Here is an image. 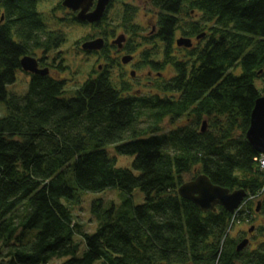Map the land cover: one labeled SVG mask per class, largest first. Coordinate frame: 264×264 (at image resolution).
Masks as SVG:
<instances>
[{
  "label": "trees",
  "instance_id": "16d2710c",
  "mask_svg": "<svg viewBox=\"0 0 264 264\" xmlns=\"http://www.w3.org/2000/svg\"><path fill=\"white\" fill-rule=\"evenodd\" d=\"M42 1H0V100L8 110L0 118V264H264V226L252 249L237 250L227 236L248 217V199L264 211L261 154L245 138L264 96V0H151L167 44L160 66L175 74L157 95L123 97L104 72L70 92L65 79L32 75L23 95H8L20 60L51 49ZM133 13L120 19L132 30ZM175 30L202 39L176 59ZM165 119L184 124L165 133ZM108 147L133 156L131 168L117 166ZM184 174L243 189L247 203L235 215L203 212L178 195ZM109 190L119 203L93 200L87 231L77 208Z\"/></svg>",
  "mask_w": 264,
  "mask_h": 264
},
{
  "label": "flooded vegetation",
  "instance_id": "af4514ba",
  "mask_svg": "<svg viewBox=\"0 0 264 264\" xmlns=\"http://www.w3.org/2000/svg\"><path fill=\"white\" fill-rule=\"evenodd\" d=\"M64 1L56 0V5L52 9V17L54 19H51L50 16L47 18L48 13L45 15L40 11L47 21L49 36L46 37L50 38L51 49L37 48L26 55L37 61L39 69H46L48 71V74L44 76L58 80L65 79L60 74L64 70V53L57 50L68 43L65 34L66 30L82 28L87 29L89 33L83 38L73 41L72 48L77 54L83 56L88 61L93 60L96 64V68L88 76L95 77L104 72L108 80L121 92L123 97L157 95L156 88L163 81L174 77L175 74L171 64H166L162 68L160 66V56L163 54L162 51H165L167 44L165 39L158 34L156 26L158 11L152 5L151 0H144V4L142 5L145 10H148L147 12L151 13V17L153 18L145 26L136 22L138 4L129 0H107L100 18L92 22L80 20L79 14L82 10L85 11V15L95 12L99 5V0L86 1L77 10L66 7ZM127 8L134 11L131 24L134 30L124 27L120 22L121 16H123L124 10ZM48 19H51V21H48ZM119 37L123 38L122 41L116 42ZM179 38L191 39V47H195L202 40L195 36L188 37L187 35H183L180 30H175L171 44V56L175 59L184 56L183 54L187 49V47L176 44ZM96 40L102 41L100 49L85 50L82 48L84 44ZM153 48L158 53L151 55ZM145 51L149 52L147 58L145 57ZM124 57L130 58V60L124 62ZM62 67L63 69L61 70L60 68ZM163 71L168 73V76L165 77ZM24 73L29 76L30 80L33 74Z\"/></svg>",
  "mask_w": 264,
  "mask_h": 264
},
{
  "label": "rangeland",
  "instance_id": "374dc122",
  "mask_svg": "<svg viewBox=\"0 0 264 264\" xmlns=\"http://www.w3.org/2000/svg\"><path fill=\"white\" fill-rule=\"evenodd\" d=\"M129 1L138 4V16L136 19V22L138 24L145 26L148 22L152 21L153 18L151 17V13L147 12L148 10H145V8L142 6L144 4L143 2L144 0H129ZM55 5H56V0H43L39 5V11L43 12L45 15H47L48 13L46 17L48 18V16H50L51 19H54L52 17L53 16L52 9ZM51 19H48V21H51ZM87 33H89V31L87 29H82V28H79L77 30L76 29L66 30L65 34L68 39V43L63 45L60 49L58 48L57 50V51H63L64 53L63 55L65 58L63 62L64 70H62L60 74L61 77L63 76L65 78L66 89L69 92L73 91L78 85H80V83H82L88 77L89 74H92V71L96 68V64L94 63L93 60L88 61L83 56L77 54L72 48L73 41L83 38L84 36H86ZM160 60H162L161 56H160ZM163 72L165 73V71ZM238 72L239 69H237V73ZM166 76H168V73H165V77ZM28 82H29V76L26 75L23 71H17L15 83L7 86L8 95L11 94L17 96L23 95L28 89ZM144 91L146 90L144 89ZM7 113L8 110L6 103L0 100V118L5 117ZM183 124H184V119L177 120L176 122H174V124H171V121L169 119H165L161 125L163 132L166 133L171 129H175L179 126H182ZM107 152L109 153L110 156L115 157L117 166L129 168V169L131 168V161L133 159V156L121 155L113 147H108ZM183 179L185 180V182L190 181L191 174H184ZM131 198L133 204L138 205L141 204L143 201V194L140 190H135L132 193ZM95 199L96 200L101 199L103 200L104 203L114 202L116 204L119 203L120 201L117 190H109L101 194L86 195L81 205L77 208L76 214L78 215L79 220L82 223L86 224L87 231H90L93 228V224H91L92 217L89 213V210H90V204ZM249 204L251 205L249 206L250 210L247 211L249 213L247 215L248 217L243 216L240 220L234 221L230 225L227 234L229 238L235 239L238 245L243 241L247 240L246 246L240 250L243 249L248 250L254 248L256 246V242L261 240V236L260 233L257 231V228L260 226H264V211H262L260 208L258 212L255 210L257 202H253ZM76 240L79 241L78 238H76ZM83 249H84V245L82 244L78 256L82 254ZM51 264H55V262ZM94 264H103V263L102 261H97Z\"/></svg>",
  "mask_w": 264,
  "mask_h": 264
},
{
  "label": "water",
  "instance_id": "95a60500",
  "mask_svg": "<svg viewBox=\"0 0 264 264\" xmlns=\"http://www.w3.org/2000/svg\"><path fill=\"white\" fill-rule=\"evenodd\" d=\"M1 1V0H0ZM89 0H65L66 7L77 10L82 3ZM91 1V0H90ZM107 0H99V5L95 12L85 15V11L79 14L80 20L92 22L98 20L103 11L104 5ZM3 17H1L2 21ZM198 38V37H197ZM123 38L119 37L116 42L122 41ZM178 46L191 47V39L179 38L176 41ZM102 41L96 40L83 45L85 50H98L101 48ZM130 58L124 57L123 61L127 62ZM20 67L24 72L44 76L48 74L46 69H39L37 61L29 56H25L20 60ZM206 122H202V131H205ZM245 138L249 145L259 154L264 155V96L259 97L255 103L250 114V124L246 131ZM178 195L187 201L193 203L201 211H216L217 207L224 208L227 212L233 214L241 205L244 198L247 196L245 190H234L222 188L214 185L205 174H199L194 179L183 183L177 189ZM258 204L256 211H259ZM253 230V229H252ZM247 244V240L243 241L237 246V250L242 249Z\"/></svg>",
  "mask_w": 264,
  "mask_h": 264
},
{
  "label": "built area",
  "instance_id": "2783aa9c",
  "mask_svg": "<svg viewBox=\"0 0 264 264\" xmlns=\"http://www.w3.org/2000/svg\"><path fill=\"white\" fill-rule=\"evenodd\" d=\"M261 167L264 168V158L260 159Z\"/></svg>",
  "mask_w": 264,
  "mask_h": 264
},
{
  "label": "bare ground",
  "instance_id": "6f19581e",
  "mask_svg": "<svg viewBox=\"0 0 264 264\" xmlns=\"http://www.w3.org/2000/svg\"><path fill=\"white\" fill-rule=\"evenodd\" d=\"M235 215V213H233ZM233 222V221H232Z\"/></svg>",
  "mask_w": 264,
  "mask_h": 264
}]
</instances>
